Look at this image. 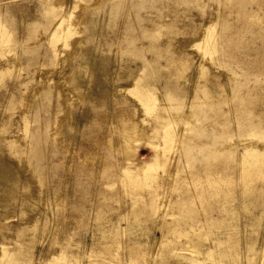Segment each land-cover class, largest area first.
Segmentation results:
<instances>
[{
  "label": "rangeland",
  "instance_id": "obj_1",
  "mask_svg": "<svg viewBox=\"0 0 264 264\" xmlns=\"http://www.w3.org/2000/svg\"><path fill=\"white\" fill-rule=\"evenodd\" d=\"M2 174L0 264H264V0H0Z\"/></svg>",
  "mask_w": 264,
  "mask_h": 264
},
{
  "label": "bare ground",
  "instance_id": "obj_2",
  "mask_svg": "<svg viewBox=\"0 0 264 264\" xmlns=\"http://www.w3.org/2000/svg\"><path fill=\"white\" fill-rule=\"evenodd\" d=\"M80 14H81V13H80ZM83 14H84V13H83ZM81 18H82V17H81ZM81 18H80V20H81ZM94 64H95V63H94ZM94 66H95V65H94ZM64 120H65V119H64ZM0 177H1V178H0V183L3 184V182H4V180H2V178H3V174H2ZM12 196H13V195H11V194H8V195L5 194V197H6L5 199H6V200H8V199L10 200V198H11ZM12 198H13V197H12Z\"/></svg>",
  "mask_w": 264,
  "mask_h": 264
}]
</instances>
